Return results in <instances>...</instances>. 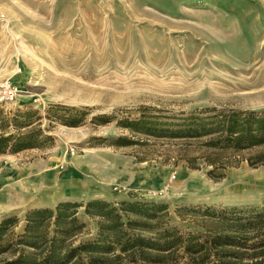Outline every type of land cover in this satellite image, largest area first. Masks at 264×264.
<instances>
[{"label":"rangeland","instance_id":"374dc122","mask_svg":"<svg viewBox=\"0 0 264 264\" xmlns=\"http://www.w3.org/2000/svg\"><path fill=\"white\" fill-rule=\"evenodd\" d=\"M0 14V83L18 89L0 115L86 113L77 127L44 118L51 139L0 155V221L18 217L20 232L29 208L136 199L166 204L170 225L194 231L200 218L177 208H264V164L246 160L261 149L227 152L231 165L213 167L197 144L102 140L129 135L116 120L141 106L168 120L204 107L264 110V0H0ZM102 113L115 120L90 122ZM81 211L82 237H92L96 223Z\"/></svg>","mask_w":264,"mask_h":264},{"label":"trees","instance_id":"16d2710c","mask_svg":"<svg viewBox=\"0 0 264 264\" xmlns=\"http://www.w3.org/2000/svg\"><path fill=\"white\" fill-rule=\"evenodd\" d=\"M139 110L138 117L116 120L129 135L102 140L115 148L146 146V141L133 138L138 135L197 144L204 162L213 167L231 165L227 152L261 149L246 160L264 164V110L204 107L172 120L146 106ZM85 115L83 108L59 105L49 106L45 115L31 109L0 115V155L40 147L51 139L41 127L44 118L77 127ZM114 120V114L107 113L90 118L97 126ZM185 158L194 166V157ZM80 209L96 223L92 237H82ZM167 209L163 203L136 199L59 201L52 207L29 208L20 232L14 230L18 217L0 221V264H264V208H177L180 217L190 213L200 218L194 231L170 225Z\"/></svg>","mask_w":264,"mask_h":264},{"label":"built area","instance_id":"2783aa9c","mask_svg":"<svg viewBox=\"0 0 264 264\" xmlns=\"http://www.w3.org/2000/svg\"><path fill=\"white\" fill-rule=\"evenodd\" d=\"M3 17L2 14H0V18ZM17 87L16 85L12 84L8 80H5L0 83V101H11L16 97L17 94Z\"/></svg>","mask_w":264,"mask_h":264},{"label":"bare ground","instance_id":"6f19581e","mask_svg":"<svg viewBox=\"0 0 264 264\" xmlns=\"http://www.w3.org/2000/svg\"><path fill=\"white\" fill-rule=\"evenodd\" d=\"M60 189V188H59Z\"/></svg>","mask_w":264,"mask_h":264},{"label":"crops","instance_id":"0c3cea01","mask_svg":"<svg viewBox=\"0 0 264 264\" xmlns=\"http://www.w3.org/2000/svg\"><path fill=\"white\" fill-rule=\"evenodd\" d=\"M54 206V205H53Z\"/></svg>","mask_w":264,"mask_h":264}]
</instances>
